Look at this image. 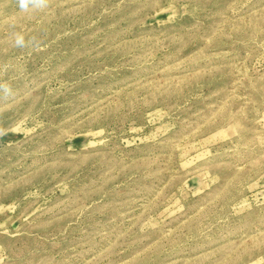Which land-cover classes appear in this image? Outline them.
<instances>
[{
	"label": "rangeland",
	"instance_id": "1",
	"mask_svg": "<svg viewBox=\"0 0 264 264\" xmlns=\"http://www.w3.org/2000/svg\"><path fill=\"white\" fill-rule=\"evenodd\" d=\"M0 0V264H264V0Z\"/></svg>",
	"mask_w": 264,
	"mask_h": 264
},
{
	"label": "clouds",
	"instance_id": "2",
	"mask_svg": "<svg viewBox=\"0 0 264 264\" xmlns=\"http://www.w3.org/2000/svg\"><path fill=\"white\" fill-rule=\"evenodd\" d=\"M27 2H26V0H21V7L22 8H27Z\"/></svg>",
	"mask_w": 264,
	"mask_h": 264
}]
</instances>
